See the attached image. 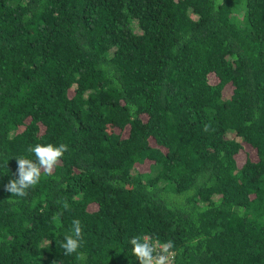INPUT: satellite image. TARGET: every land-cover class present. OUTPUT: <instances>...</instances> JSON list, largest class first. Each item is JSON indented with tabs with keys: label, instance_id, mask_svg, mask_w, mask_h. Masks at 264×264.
<instances>
[{
	"label": "trees",
	"instance_id": "1",
	"mask_svg": "<svg viewBox=\"0 0 264 264\" xmlns=\"http://www.w3.org/2000/svg\"><path fill=\"white\" fill-rule=\"evenodd\" d=\"M37 143L68 151L11 196ZM136 235L264 264V0H0V264H139Z\"/></svg>",
	"mask_w": 264,
	"mask_h": 264
},
{
	"label": "clouds",
	"instance_id": "2",
	"mask_svg": "<svg viewBox=\"0 0 264 264\" xmlns=\"http://www.w3.org/2000/svg\"><path fill=\"white\" fill-rule=\"evenodd\" d=\"M207 131V126L205 127ZM35 155V160L20 156L15 158L18 164L17 176L4 186L5 191L10 192L18 198H23L28 194V190L36 186L44 175H51L53 170L60 163L65 152L68 151V145L61 143L54 145L52 143H37L34 147L30 146L27 150ZM7 159L3 161V166L7 167ZM64 210L69 209L65 202L62 205ZM62 213H57L54 219H58ZM83 231L79 219L72 221V228L64 235L61 247L65 255H72L78 252L82 245ZM132 254L137 258L139 264H172L171 257L174 255L172 249L174 242L169 240L161 243L159 240H153L148 235H136L130 240Z\"/></svg>",
	"mask_w": 264,
	"mask_h": 264
},
{
	"label": "built area",
	"instance_id": "3",
	"mask_svg": "<svg viewBox=\"0 0 264 264\" xmlns=\"http://www.w3.org/2000/svg\"><path fill=\"white\" fill-rule=\"evenodd\" d=\"M171 261L173 262V256L171 257Z\"/></svg>",
	"mask_w": 264,
	"mask_h": 264
}]
</instances>
